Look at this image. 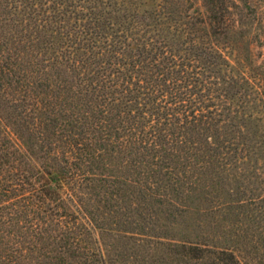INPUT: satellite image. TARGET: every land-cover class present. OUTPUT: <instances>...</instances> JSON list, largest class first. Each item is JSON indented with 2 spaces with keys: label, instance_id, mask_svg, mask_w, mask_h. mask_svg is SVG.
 <instances>
[{
  "label": "trees",
  "instance_id": "obj_1",
  "mask_svg": "<svg viewBox=\"0 0 264 264\" xmlns=\"http://www.w3.org/2000/svg\"><path fill=\"white\" fill-rule=\"evenodd\" d=\"M233 3L0 0V264H242L264 62Z\"/></svg>",
  "mask_w": 264,
  "mask_h": 264
},
{
  "label": "rangeland",
  "instance_id": "obj_2",
  "mask_svg": "<svg viewBox=\"0 0 264 264\" xmlns=\"http://www.w3.org/2000/svg\"><path fill=\"white\" fill-rule=\"evenodd\" d=\"M231 12L236 20L245 23L246 42L251 45L254 60L257 64L264 62V0H233ZM238 227L239 235L229 239L235 246L242 264H264V238H261L260 227L255 221L243 219ZM190 223V222H189ZM195 228H193V232ZM222 245L226 241H222ZM156 264H187L175 254L161 253L156 255Z\"/></svg>",
  "mask_w": 264,
  "mask_h": 264
}]
</instances>
